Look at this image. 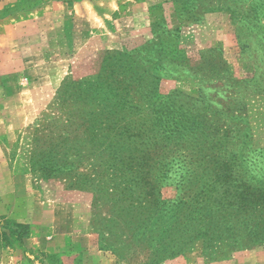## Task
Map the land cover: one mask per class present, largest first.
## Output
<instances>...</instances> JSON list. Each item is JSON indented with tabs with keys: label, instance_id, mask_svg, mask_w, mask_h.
I'll list each match as a JSON object with an SVG mask.
<instances>
[{
	"label": "rangeland",
	"instance_id": "1",
	"mask_svg": "<svg viewBox=\"0 0 264 264\" xmlns=\"http://www.w3.org/2000/svg\"><path fill=\"white\" fill-rule=\"evenodd\" d=\"M173 15L171 0H0V233L11 228L6 223L26 219L77 228V237L59 253L0 235V264H152L150 250L123 261L118 252L100 249L90 224L91 194L16 173L25 169L23 141L9 166L18 135L51 108L64 83L94 75L106 51L134 57L139 64L130 71L146 70L145 91L153 92L159 122L143 131L139 154L146 164L128 172L143 173L157 186L164 205L151 223H164L159 232L166 235L174 227L181 233L175 240L185 243L158 264H264V212L253 209L250 198L253 187L264 190V85L253 80L264 39L237 24L240 48L223 12L182 25ZM142 47L157 51L147 57ZM170 49L174 53L165 51ZM162 51L168 58L161 59ZM159 58L160 66H153ZM227 75L238 84L228 83ZM136 146L122 148L124 156L141 159ZM148 191L140 185L134 193ZM239 197L247 200L239 203ZM108 209L103 206L98 216L106 218ZM235 219L238 234L212 231L214 224Z\"/></svg>",
	"mask_w": 264,
	"mask_h": 264
},
{
	"label": "trees",
	"instance_id": "2",
	"mask_svg": "<svg viewBox=\"0 0 264 264\" xmlns=\"http://www.w3.org/2000/svg\"><path fill=\"white\" fill-rule=\"evenodd\" d=\"M171 1L173 18L178 25L196 23L206 13L223 12L229 15L235 27L240 48L243 49V45L239 40L237 24L254 29L255 34L264 39V26L261 24L264 0ZM177 31L178 27L168 31L167 35ZM139 51L152 57L157 49L142 47ZM165 51L174 53L171 49ZM163 53L162 60L168 58ZM161 59L151 60V64L160 66ZM132 64L137 66L139 62L125 52L106 51L94 75L64 83L51 108L28 127L25 135H18L12 145L9 166H12L16 157L15 149L23 141L20 147L23 150L25 169H18L16 173L30 174L34 183H54L68 191L91 194L90 224L98 235L100 249L118 252L116 256L123 261L126 260L125 256L146 254L150 250L147 254L148 262L158 264L176 256L180 252L177 248L184 247L185 243L175 240L176 235L181 233L174 227L169 228V234L166 235L159 232L164 223H151L164 205L158 190L156 193L157 186L144 179L143 173L128 172L145 166L147 159L141 162L144 157L139 154V146L145 142L143 131L157 127L159 122L155 117L157 113L152 112L153 92L148 89L145 91L148 84L145 75L147 71L135 69L137 72L132 73ZM255 69L256 78L253 80L259 79V84L264 85V57L257 61ZM227 80L228 83L238 84L230 75H227ZM130 144L137 145L135 152L141 159L137 157V160L132 154L124 156L122 148ZM140 185L148 187L149 191L144 195L134 193ZM252 190L254 194L250 198L255 202L253 209L264 212V190L254 187ZM209 199L212 197H206V200ZM246 200L239 197L238 201L241 203ZM259 202L262 203L257 204ZM201 204L200 201L196 203ZM105 205H109L108 216L100 218L98 212ZM236 209L242 211V208ZM199 215L202 216L201 212ZM7 224H12L11 228L7 233H0L4 241L14 236L15 241L21 245L22 241L29 238L28 225L14 222L6 223L4 228H7ZM236 228L237 219L222 226L220 223L214 224L212 231L225 229L236 234ZM156 233L160 237L154 244L155 241H152ZM207 240L216 239L209 237ZM238 244L242 243L236 246L243 248V245ZM42 256L50 257L44 253Z\"/></svg>",
	"mask_w": 264,
	"mask_h": 264
},
{
	"label": "crops",
	"instance_id": "3",
	"mask_svg": "<svg viewBox=\"0 0 264 264\" xmlns=\"http://www.w3.org/2000/svg\"><path fill=\"white\" fill-rule=\"evenodd\" d=\"M21 177L24 180L27 178L26 175H20ZM22 222L25 223L19 224L28 225L30 228V236L25 242L30 243L32 246L36 244L40 251L44 253L64 252L67 249L65 245L73 242V239L77 237L75 223L74 225L73 223H32L27 219ZM79 228L81 227L79 226ZM80 231H82V228ZM80 231L79 233H82Z\"/></svg>",
	"mask_w": 264,
	"mask_h": 264
}]
</instances>
